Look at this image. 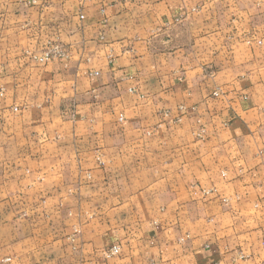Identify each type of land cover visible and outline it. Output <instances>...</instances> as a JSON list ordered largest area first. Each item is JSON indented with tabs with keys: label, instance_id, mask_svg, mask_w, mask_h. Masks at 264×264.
<instances>
[{
	"label": "crops",
	"instance_id": "1",
	"mask_svg": "<svg viewBox=\"0 0 264 264\" xmlns=\"http://www.w3.org/2000/svg\"><path fill=\"white\" fill-rule=\"evenodd\" d=\"M0 264H264V0H0Z\"/></svg>",
	"mask_w": 264,
	"mask_h": 264
},
{
	"label": "built area",
	"instance_id": "2",
	"mask_svg": "<svg viewBox=\"0 0 264 264\" xmlns=\"http://www.w3.org/2000/svg\"><path fill=\"white\" fill-rule=\"evenodd\" d=\"M62 54V51L59 47L50 48L43 52V55L40 57H35L40 63H47L54 58L59 57ZM120 253V248L118 246H114L105 252L107 258H111L117 256Z\"/></svg>",
	"mask_w": 264,
	"mask_h": 264
},
{
	"label": "rangeland",
	"instance_id": "3",
	"mask_svg": "<svg viewBox=\"0 0 264 264\" xmlns=\"http://www.w3.org/2000/svg\"><path fill=\"white\" fill-rule=\"evenodd\" d=\"M43 55V54H42ZM40 57V56H39ZM55 59V58H54ZM107 258V257H106ZM112 258V257H111ZM107 259H109V258H107Z\"/></svg>",
	"mask_w": 264,
	"mask_h": 264
}]
</instances>
